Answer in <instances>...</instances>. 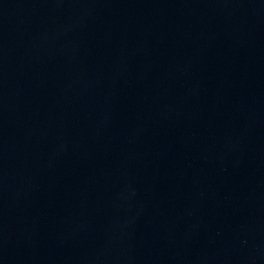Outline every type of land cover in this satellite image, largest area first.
<instances>
[{
  "label": "water",
  "instance_id": "water-1",
  "mask_svg": "<svg viewBox=\"0 0 264 264\" xmlns=\"http://www.w3.org/2000/svg\"><path fill=\"white\" fill-rule=\"evenodd\" d=\"M0 264H264V0H0Z\"/></svg>",
  "mask_w": 264,
  "mask_h": 264
}]
</instances>
